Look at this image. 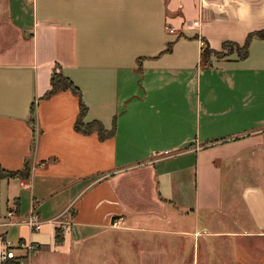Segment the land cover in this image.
<instances>
[{"label": "crops", "instance_id": "crops-1", "mask_svg": "<svg viewBox=\"0 0 264 264\" xmlns=\"http://www.w3.org/2000/svg\"><path fill=\"white\" fill-rule=\"evenodd\" d=\"M260 31L264 0H0V166H31L27 179L0 177V236L37 245L31 264L102 238L105 264H180L238 177L251 231L224 236L240 240L238 263L264 264V39L207 64L199 44L223 52ZM55 72L81 90L85 121L115 123V136L75 130L71 91L44 98ZM115 218L157 235L153 251L120 253Z\"/></svg>", "mask_w": 264, "mask_h": 264}, {"label": "rangeland", "instance_id": "rangeland-1", "mask_svg": "<svg viewBox=\"0 0 264 264\" xmlns=\"http://www.w3.org/2000/svg\"><path fill=\"white\" fill-rule=\"evenodd\" d=\"M238 177L233 179L232 185L234 191L227 192L226 203L224 210L212 217V223L204 229H200L199 233L195 232L189 239H185L180 247H182L181 256L190 257L189 259H182L180 264H240L235 260V245L239 243V239L228 238L224 235L227 234H245V232L251 231L249 225V217L241 205L239 191L237 189ZM130 224L126 219L122 218L120 227L115 228L119 231L118 237H113L110 241L116 239L120 242L119 252H128L129 249L138 251H153L152 248L153 237L157 235H147L142 232L135 234L136 232H130ZM114 228V227H113ZM222 233V234H221ZM135 235V236H133ZM196 236H199L196 240ZM193 237V238H192ZM11 241V239H9ZM159 238L155 239L157 242ZM168 241L169 252L174 254V239H163ZM110 243L108 239L102 238L100 241L92 240L86 243L82 248L75 252L70 258H55L46 260L48 264H105L109 256V253L104 252L107 244ZM255 248L260 247L261 243H251V246ZM146 249V250H145ZM131 250V251H132ZM260 250V249H259ZM35 253L28 259L26 264H31L30 260ZM116 254V253H115ZM175 261V260H173ZM169 260V264H176ZM119 264H126L124 261L119 260ZM117 263V264H118Z\"/></svg>", "mask_w": 264, "mask_h": 264}, {"label": "trees", "instance_id": "trees-1", "mask_svg": "<svg viewBox=\"0 0 264 264\" xmlns=\"http://www.w3.org/2000/svg\"><path fill=\"white\" fill-rule=\"evenodd\" d=\"M254 38L264 39V31L252 33L248 36L244 45H238L232 42L224 43L223 52H215L212 51L209 46L202 54V62L207 64L211 55H215L217 57H225L226 55H231L234 52H237L239 55V59H245L249 55L250 44ZM172 49V45H169L165 52H169ZM226 52V54H224ZM71 91L75 96L79 98L80 101V113L75 122V130L84 135H91L97 133L99 139L104 141L109 138H112L116 134V124L114 123L111 129H108L104 126V124L98 120H94L91 122H86L85 117L88 113V108L85 105L82 97L81 90L62 72H55L51 78V89L46 93L44 98L49 99L55 94L62 91ZM33 131L36 129V115L35 110L33 108L31 118L29 120ZM35 141V140H34ZM31 166L27 161L22 170L19 171H5L0 166V177L4 178H21L27 179L30 176ZM116 219V218H115ZM114 219V220H115ZM64 241V231L61 228L56 229L55 242L57 245L62 244Z\"/></svg>", "mask_w": 264, "mask_h": 264}, {"label": "built area", "instance_id": "built-area-1", "mask_svg": "<svg viewBox=\"0 0 264 264\" xmlns=\"http://www.w3.org/2000/svg\"><path fill=\"white\" fill-rule=\"evenodd\" d=\"M195 27L199 26V22L195 21L193 23ZM170 32L174 33L173 29H170ZM199 44L201 47L202 53L207 49L208 45L203 39H199ZM12 215V212L10 213ZM122 218L113 220L112 227H120ZM27 224L34 230H41V221L38 220V217L32 215L28 219ZM58 228V227H57ZM56 228V229H57ZM37 251V245L27 242H18L13 243L12 241L0 236V264H26L28 259L32 256L33 253Z\"/></svg>", "mask_w": 264, "mask_h": 264}]
</instances>
